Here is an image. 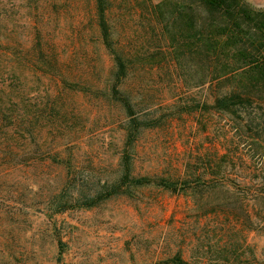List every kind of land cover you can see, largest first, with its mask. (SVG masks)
Masks as SVG:
<instances>
[{"label": "rangeland", "instance_id": "374dc122", "mask_svg": "<svg viewBox=\"0 0 264 264\" xmlns=\"http://www.w3.org/2000/svg\"><path fill=\"white\" fill-rule=\"evenodd\" d=\"M194 1L109 0L113 39L130 58L121 88L140 117L156 119L132 147V175L208 177L221 152L229 175L264 183L258 154L240 148L232 161L230 118L213 108V84H197L202 61L188 47L202 23H213ZM246 1L264 7V0ZM39 34L46 64L27 54ZM0 35L13 46L0 82L18 76L15 93L26 117L35 114L23 155L0 161V264H170L176 253L189 264H220L221 252L249 264L251 251L264 262L261 196L250 204L257 211L252 224L201 215L189 188L172 193L155 184H131L95 205L81 204L120 180L127 139V113L110 95L116 64L95 0H0ZM67 201L79 204L60 210Z\"/></svg>", "mask_w": 264, "mask_h": 264}, {"label": "trees", "instance_id": "16d2710c", "mask_svg": "<svg viewBox=\"0 0 264 264\" xmlns=\"http://www.w3.org/2000/svg\"><path fill=\"white\" fill-rule=\"evenodd\" d=\"M96 18L104 45L113 54L115 71L110 88L111 97L119 102L127 113V139L122 157L123 174L119 181L111 182L95 196L84 200L83 206H92L100 200L120 193L128 185L162 186L172 193H181L189 188L196 202L202 208L201 215L214 213L220 219H241L254 223L257 211L251 208V201L261 196L264 201V183L249 182L246 176L236 179L225 171L227 153L218 152L216 171L206 177L197 173L190 178H179L164 175H132V147L143 128L151 126L156 119L140 117L135 103L129 93L121 88V84L129 75L130 58L113 39V27L109 20V0H95ZM158 8L159 5H153ZM192 6L201 8L213 23H202L193 34L194 43L188 47L191 54H197L202 61V74L197 83L203 85L211 82L215 88L213 108L228 114L234 129V148L231 159L237 158L235 151L246 148L259 155L257 164H264V7L257 8L246 0H195ZM205 18V17H204ZM206 19V18H205ZM40 31V28H38ZM39 33V32H38ZM37 46L30 52L31 61L36 55L47 63L48 54L41 34L37 35ZM15 46V45H14ZM13 47L0 35V65L9 63L8 56L13 54ZM21 49L17 46L16 59H21ZM26 54V55H27ZM53 63L58 57L53 55ZM43 62V63H44ZM16 68L21 66L15 63ZM62 74V70H58ZM18 76H7L0 82V161L20 158L23 153L22 144L26 133L33 134L35 114L26 117L23 110V99L15 93ZM61 82H63L61 80ZM66 82V81H64ZM2 92V91H0ZM51 100L48 99L47 102ZM50 108L51 106L47 104ZM46 107V106H44ZM21 152V153H20ZM57 160L62 161L57 157ZM231 186L234 188L232 189ZM217 193V202L209 203L211 194ZM69 201L59 205L60 210L75 206ZM262 230L264 231V206L262 207ZM220 264H241L239 258H231L221 252ZM170 264H189L180 253L170 259ZM249 264H257L258 260L251 251ZM58 264H71L60 261ZM261 264H264L262 261Z\"/></svg>", "mask_w": 264, "mask_h": 264}]
</instances>
